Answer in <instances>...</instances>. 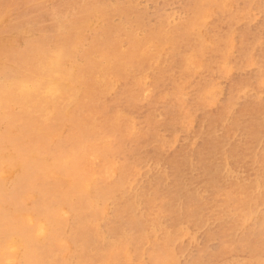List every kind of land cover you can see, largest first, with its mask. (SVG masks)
Listing matches in <instances>:
<instances>
[{
  "label": "rangeland",
  "instance_id": "1",
  "mask_svg": "<svg viewBox=\"0 0 264 264\" xmlns=\"http://www.w3.org/2000/svg\"><path fill=\"white\" fill-rule=\"evenodd\" d=\"M60 1L0 0V85L48 90L55 27L76 57L3 104L0 264H264V0Z\"/></svg>",
  "mask_w": 264,
  "mask_h": 264
},
{
  "label": "bare ground",
  "instance_id": "2",
  "mask_svg": "<svg viewBox=\"0 0 264 264\" xmlns=\"http://www.w3.org/2000/svg\"><path fill=\"white\" fill-rule=\"evenodd\" d=\"M25 1V0H24ZM41 1V0H40ZM55 1V0H54ZM116 1V0H115ZM117 1H119V0H117ZM122 1V0H121ZM227 1V0H226ZM25 3V2H24ZM92 4V6H95L94 4H93V2H91ZM134 3V2H133ZM225 3V2H224ZM39 4V3H38ZM56 5H54L53 6V8H52V10H46L47 12H49V13H52L53 12V14H51V16H55V14H57L58 13V9H59V6L61 5V1L60 0H56V3H55ZM101 4V3H100ZM103 4H105V2H103L102 3V5ZM201 4V3H200ZM231 4V3H230ZM72 5V4H71ZM111 5V4H110ZM24 6V5H23ZM35 6V5H34ZM46 6V5H45ZM58 6V8H56ZM145 6V5H144ZM42 7V6H41ZM88 7V6H87ZM103 7V6H102ZM108 7H109V5H108ZM91 8H93V7H91ZM96 8V7H95ZM36 9V8H35ZM75 9V8H74ZM94 9V8H93ZM103 10V9H102ZM119 11V10H118ZM243 11V10H242ZM247 11V10H246ZM22 12V11H21ZM39 12V11H38ZM135 12V11H134ZM176 12V11H175ZM117 13V12H116ZM121 13V12H120ZM136 13V12H135ZM181 13V12H180ZM72 14H74V13H72ZM82 14H85V13H82ZM86 14H87V12H86ZM103 14V13H102ZM113 14V13H112ZM132 14V13H131ZM113 16H114V14H113ZM121 16V15H120ZM142 16V15H141ZM178 16V15H177ZM26 17V16H25ZM118 17H119V15H118ZM127 17V16H126ZM140 17V16H139ZM44 18H45V16H44V14L42 15V14H40L39 16H37L36 17V20H37V23H39V25H41L42 26V24L44 25V21H46V20H44ZM128 18V17H127ZM126 18V19H127ZM147 18V17H146ZM46 19V18H45ZM55 19V18H54ZM100 19V18H99ZM104 19L106 20V18L104 17ZM115 19V18H114ZM125 19V18H124ZM172 19V18H171ZM33 20H35L34 19V17H33ZM48 20V19H47ZM104 20V21H105ZM90 21H92V20H90ZM89 21V22H90ZM107 21H108V19H107ZM106 21V22H107ZM111 21V20H110ZM132 21V20H131ZM88 22V23H89ZM101 22V21H100ZM112 22V21H111ZM111 22H109V23H111ZM97 23V22H96ZM127 23H130V22H127ZM144 23V22H143ZM32 24V23H31ZM48 24H50V23H48ZM101 24V23H100ZM20 26H18L17 27V25H16V28L17 29H19L20 28V31H22V30H24V28H23V23L21 24H19ZM46 25V24H45ZM45 25H44V29L47 31V27H45ZM51 25V24H50ZM49 25V27H51ZM94 25V24H93ZM105 25V24H104ZM126 25V24H125ZM140 25V24H139ZM48 26V25H47ZM56 26H57V24H56ZM89 26V25H88ZM95 26V25H94ZM118 26V25H117ZM122 26V25H121ZM127 26V25H126ZM130 26L131 25H129V28H130ZM144 26V25H143ZM146 26V25H145ZM148 26V25H147ZM159 26V25H158ZM35 27V26H34ZM48 27V28H49ZM124 27V26H123ZM128 27V26H127ZM154 27V26H153ZM190 27V26H189ZM15 28V29H16ZM66 27H64V28H62V27H55L54 29H53V31H54V40H56L55 42L57 43V45L55 46V48L54 49H52L51 51H49V53H48V58H47V62H46V64L43 66L44 68H43V73H44V71L46 72L44 75H45V77H46V82H47V86H48V90L47 91H45L46 89L44 88V85H42V83H39V81H38V79H37V81H38V83L37 84H35L36 83V81L35 82H33L34 83V86H29V85H24V86H20V85H17L18 87H16L15 86V84H14V82L13 81H5L6 82V84L5 85H0V116H1V121L2 120H10L8 123H4V125H5V127H7L8 128V130H7V132L2 136L3 138H5V139H7L6 137H9V136H12V135H17V134H19V133H22V131H21V129L22 128H20V126H19V123L17 124L16 123V120H13V122H12V119H11V117H9V116H7V115H5V114H2V112H1V110H3V104H4V102L6 103V104H10V103H20L21 104V106H22V112H20V116H22V117H26L27 119H29L28 120V122L30 121V120H41V119H43L41 116H43L44 114H45V111L43 110L42 111V105L41 104H46L48 101H44L43 99H41V100H36V98L34 97V96H32V94H36V93H39V95L40 94H42V95H45V96H47V99H49L48 97H50L51 98V101H52V99H54L56 96H58L59 94H60V92L62 91V89L67 85V83H65V82H60V79H59V76H58V73L61 71L60 70V68H61V66H63L64 64H65V62L67 61V60H69V58H70V56H71V60H73L72 58L74 57V56H72L71 54H72V47H73V45L72 44H69V46H65L64 44H65V40H66V38L68 37V34L66 33V30H64ZM96 28V27H95ZM106 28V27H105ZM132 28H134V26H132ZM137 28H138V25H137ZM92 29V28H91ZM97 29V28H96ZM100 29V28H99ZM124 29V28H123ZM125 29H126V27H125ZM134 29H136V28H134ZM44 30V32H46ZM50 30V29H49ZM117 30V29H116ZM130 30V29H129ZM148 30V29H147ZM153 30V29H152ZM12 31V30H11ZM112 31V30H111ZM114 31V30H113ZM151 31V30H150ZM49 32H51V31H49ZM118 32V31H117ZM149 32V31H148ZM105 33V32H104ZM103 33V34H104ZM111 33V32H110ZM9 34V33H8ZM100 34V33H99ZM112 34V33H111ZM118 34V33H117ZM151 34V33H150ZM42 35V34H41ZM84 35V34H83ZM102 35V34H101ZM108 35H109V32H108ZM149 35V34H148ZM44 36V35H43ZM111 36V35H110ZM113 36V35H112ZM197 36V35H196ZM48 37V36H47ZM83 37H85V36H83ZM108 37V36H107ZM203 37H205V36H203ZM46 38V37H45ZM76 38H77V36H76ZM99 38H100V36H99ZM150 38V37H149ZM149 38H148V40H149ZM155 38V37H154ZM88 39V38H87ZM158 39V38H157ZM160 39V38H159ZM86 40V39H85ZM147 40V39H146ZM99 41V40H98ZM97 41V39H95V38H93V42H92V44H91V46H90V48L88 49L89 50V52H88V54H87V59H89V61L91 62V63H93V62H95V61H98V63H101L102 61H106V60H108V58H110L111 57V52H110V49H109V47H107L106 46V44L105 43H100V41L98 42ZM120 41V40H119ZM123 41H124V39H123ZM42 42H44V39L42 40ZM126 42V41H125ZM13 43V42H12ZM55 43V44H56ZM118 43H120V42H118ZM124 43V42H123ZM46 44V43H45ZM54 44V43H53ZM128 44V43H127ZM117 45V44H116ZM147 45V44H146ZM177 45V44H176ZM46 47H47V45H45ZM54 46V45H53ZM85 46V45H84ZM118 46H119V44H118ZM76 47V46H75ZM77 47H78V45H77ZM76 47V48H77ZM177 47V46H176ZM29 48V47H28ZM49 48V47H48ZM47 48V49H48ZM122 48V47H121ZM175 48V47H174ZM18 49V48H17ZM16 49V50H17ZM20 49V48H19ZM74 49V48H73ZM23 50V49H22ZM4 51V50H3ZM19 51V50H18ZM41 51V50H40ZM87 51V50H86ZM14 52V51H13ZM24 52V51H23ZM118 52V51H117ZM16 53H17V51H16ZM41 53V52H40ZM40 53H38V54H40ZM13 54V53H12ZM35 54V53H34ZM43 54V53H42ZM44 54H45V52H44ZM43 54V55H44ZM120 54V53H119ZM14 55V54H13ZM36 55V54H35ZM42 55V56H43ZM46 55V54H45ZM44 55V56H45ZM74 55V54H73ZM76 55V54H75ZM43 56V57H44ZM43 57H42V59H43ZM13 58V57H12ZM11 58V59H12ZM26 58V57H25ZM76 57H74V59H75ZM39 59V58H38ZM149 59V58H148ZM20 60V59H19ZM18 60V61H19ZM32 60H34V59H32ZM70 61V60H69ZM124 61V60H123ZM15 62H17V61H15ZM73 62V61H72ZM75 62L77 63V61L75 60ZM88 62V61H87ZM35 63V62H34ZM86 63V62H85ZM84 63V64H85ZM149 63V62H148ZM10 64V63H9ZM18 64V63H17ZM20 64V63H19ZM150 64V63H149ZM83 65V64H82ZM100 65V64H99ZM105 65V64H104ZM35 66V65H34ZM37 66V65H36ZM39 66V65H38ZM122 66V65H121ZM81 67H83V66H81ZM81 67H79V68H81ZM89 68H91L92 66H91V64L88 66ZM101 67V66H100ZM120 67V66H119ZM35 68V67H34ZM40 67H38V68H36L35 69V71H37V73L39 72L40 73V71L39 70H41V68L39 69ZM76 68V67H75ZM94 68V67H93ZM104 68V66L102 67V69ZM121 68V67H120ZM119 68V69H120ZM39 69V70H38ZM64 69V68H63ZM105 69V68H104ZM136 69V68H135ZM81 70H83L84 71V69H81ZM81 70H79V72L81 71ZM118 70V69H117ZM6 71V70H5ZM24 71V70H23ZM66 71V70H65ZM82 71V72H83ZM100 71V70H99ZM107 71V70H106ZM62 72V71H61ZM98 72V71H97ZM43 73H42V75H43ZM63 73V72H62ZM61 73V74H62ZM73 73H74V66L73 67H71L70 68V71H69V73L67 74L68 75V77L67 78H69V79H71V77H72V75H73ZM14 74V73H13ZM16 75L18 74V73H15ZM33 74V73H32ZM94 74V73H93ZM35 75H38V74H35ZM66 75V74H65ZM65 75H63V76H65ZM75 75H76V73H75ZM74 75V76H75ZM61 76V75H60ZM62 76V77H63ZM84 76V75H83ZM87 76H88V74H87ZM93 77H94V75H92ZM96 76H98V75H96ZM22 77H24L25 78V76H22ZM66 77V76H65ZM84 77H86V76H84ZM21 78V77H20ZM23 78V79H24ZM35 78V77H34ZM77 78V77H76ZM88 78H90L89 76H88ZM95 78V77H94ZM16 79V78H15ZM22 79V78H21ZM22 79V80H23ZM45 79V78H44ZM65 79V78H64ZM74 79V78H73ZM83 79V78H82ZM93 79V78H92ZM17 80H18V78H17ZM34 80V79H33ZM32 80V81H33ZM63 80V79H62ZM78 80V79H77ZM76 79H75V81H77ZM80 80V79H79ZM26 81V80H25ZM31 81V80H30ZM91 81H93V80H91ZM94 81H95V79H94ZM1 82V81H0ZM18 82V81H17ZM17 82H15V83H17ZM27 82V81H26ZM72 82H74V81H72ZM69 83V82H68ZM70 84H72V83H70ZM74 84V83H73ZM31 85H33V84H31ZM67 86H70V85H67ZM11 87L13 88V89H15V90H17V93H18V95L16 94V91L15 90H11ZM74 87V86H73ZM80 87V86H79ZM78 87V88H79ZM41 89L43 90V91H41ZM75 89V88H74ZM40 90V91H39ZM64 90V89H63ZM70 90V89H69ZM68 90V91H69ZM74 91V90H73ZM78 92V91H77ZM99 92V91H98ZM23 93H27L28 95H27V97H25V99L26 98H28L27 99V101L25 100H21V98H20V94H23ZM79 93V92H78ZM95 93V92H94ZM65 95H66V93H64ZM80 94V93H79ZM90 94H91V92H90ZM104 94V93H103ZM38 95V96H39ZM62 95H63V93H62ZM73 96H75L74 94H72ZM68 96V95H67ZM59 97H61V96H59ZM65 97V96H64ZM77 98V97H76ZM24 99V98H23ZM65 100V99H64ZM77 100V99H76ZM75 101V100H74ZM87 101V100H86ZM50 102V101H49ZM53 102V101H52ZM55 102V101H54ZM63 102V101H62ZM79 102V101H78ZM30 103H32V104H35V103H40V105H39V111H38V113H34V111H30L31 110V108H30V106H29V104ZM93 103V102H92ZM91 103V104H92ZM53 104V108H54V103H52ZM71 104H73V101L71 102ZM88 104V103H87ZM36 105V104H35ZM50 105V104H49ZM56 105V104H55ZM74 105V104H73ZM7 106H9V105H7ZM51 106V105H50ZM70 106V105H69ZM81 106V105H80ZM33 107V106H32ZM44 107V106H43ZM63 108V107H62ZM5 109H7V108H5ZM64 109H66V108H64ZM61 107H59V108H57V112L58 113H61ZM63 111V110H62ZM7 112V111H6ZM63 113V112H62ZM10 114V113H9ZM8 114V115H9ZM62 117V116H61ZM71 124V123H70ZM22 125V124H21ZM2 126V125H1ZM0 126V127H1ZM31 126V125H30ZM2 127H4V126H2ZM7 128H5V129H7ZM33 128V127H32ZM4 129V128H3ZM1 132H2V130H1ZM3 133V132H2ZM88 132L86 131V134H85V136L87 137V136H90V134H87ZM15 135V136H16ZM19 135H21V134H19ZM1 137V138H2ZM14 137V136H13ZM9 138H11V137H9ZM17 138V137H16ZM16 138H14V139H16ZM22 139V138H21ZM2 140H4V139H2ZM9 140V139H8ZM10 140H12V138L10 139ZM17 140V139H16ZM5 141V140H4ZM18 141H19V139H18ZM21 141H23V140H21ZM33 141V140H32ZM2 141L0 140V156L2 155V156H6L7 154H5L4 152H6V151H4L3 152V149H2V147L4 146L3 145V143H1ZM11 142H13V141H11ZM14 142H15V140H14ZM13 142V143H14ZM17 142V141H16ZM87 142V141H86ZM5 143V142H4ZM7 143V142H6ZM10 143H8V145H9ZM7 145V146H8ZM11 145V144H10ZM17 146V145H16ZM15 146V147H16ZM20 146V145H19ZM6 147V146H5ZM12 147V146H11ZM13 148V147H12ZM21 148V147H20ZM96 148V147H95ZM11 149V148H10ZM14 149V148H13ZM12 149V150H13ZM7 150V149H6ZM15 150V149H14ZM19 150H21V149H19ZM18 151V150H17ZM16 151V152H17ZM22 151L24 152V150L22 149ZM30 151V150H29ZM12 152H14V151H12ZM19 152V151H18ZM7 153V152H6ZM14 154V153H13ZM24 154H27L28 155V152H26V153H24ZM69 154H70V152H69ZM91 154V153H90ZM27 155H25V156H27ZM18 155H16V157H17ZM31 156V155H30ZM87 156V155H86ZM19 157H20V155H19ZM24 157V156H23ZM32 157V156H31ZM20 158H22V157H20ZM26 158H28V157H25L24 158V161L26 160ZM30 158V157H29ZM28 158V159H29ZM3 159V158H2ZM17 159H18V157H17ZM27 159V160H28ZM21 160V159H20ZM31 160V159H30ZM85 160V159H84ZM3 162V161H2ZM2 162H0V163H2ZM5 162V161H4ZM8 162H10V161H8ZM8 162H6V164H5V166H9V164H7ZM21 162V161H20ZM63 162V161H62ZM3 164V165H4ZM11 164V163H10ZM1 169H2V166H1ZM87 169V168H86ZM7 171H9V170H7ZM10 172V171H9ZM0 177H1V175H0ZM100 183V182H99ZM65 208V207H64ZM14 215V214H13ZM45 219V218H44ZM33 235V234H32ZM19 242V241H18ZM169 251V250H168ZM8 261V260H7Z\"/></svg>",
  "mask_w": 264,
  "mask_h": 264
}]
</instances>
